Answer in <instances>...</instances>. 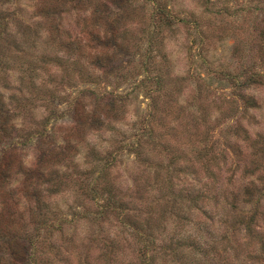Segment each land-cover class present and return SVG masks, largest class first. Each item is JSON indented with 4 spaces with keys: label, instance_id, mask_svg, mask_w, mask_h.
Wrapping results in <instances>:
<instances>
[{
    "label": "rangeland",
    "instance_id": "obj_1",
    "mask_svg": "<svg viewBox=\"0 0 264 264\" xmlns=\"http://www.w3.org/2000/svg\"><path fill=\"white\" fill-rule=\"evenodd\" d=\"M156 3L174 21H155ZM0 113L1 264L23 258L32 232L36 261L69 247L72 264H140L144 248L154 264H264L246 257L261 244L222 222L238 191L240 213L256 197L264 211V0H0ZM186 140L212 152V178L202 162L200 177L185 169L215 190L211 229L162 185L171 172L181 183L171 150ZM100 171L135 228L94 219L80 182Z\"/></svg>",
    "mask_w": 264,
    "mask_h": 264
},
{
    "label": "trees",
    "instance_id": "obj_2",
    "mask_svg": "<svg viewBox=\"0 0 264 264\" xmlns=\"http://www.w3.org/2000/svg\"><path fill=\"white\" fill-rule=\"evenodd\" d=\"M174 18L175 17L171 14L169 10H167V7L165 5L162 6V5H159V3L155 4V7H154V20L155 21L156 20L158 22L163 21L164 23L169 24L170 22L174 21ZM3 115L5 114L0 113V116H3ZM181 143L187 144V147H189L188 152L190 156H188V152L182 151L181 148H178V149L176 148V150H173V149L171 150L174 154L172 155V162H174L177 159L176 163L178 162L180 164V167L177 169L179 173L176 175V178L181 179V183L177 184L169 180L171 178V174L173 173L171 172V173H167V175H164V177L162 178V181L164 182V184L162 185L163 187L167 189V192L173 196V198H171V201L173 203L176 204V201L180 204L183 203L187 207V210H190L193 206H195V208L200 213L204 214L203 217L198 214L201 220V223L204 224L205 227L211 229L214 224L212 221V216L214 215L215 209L217 208L218 203H219V201L217 200L216 194H215V190L214 188H207L206 187L207 183L205 182L202 183L199 181L202 178L196 179L190 173H187L186 170L190 169L192 170L195 177H200V172L198 171L196 166L193 164L194 163L193 161L202 162V165L204 167L206 166L207 168L206 170H207L208 176L205 178H212L210 177L211 175L209 171V163L207 162L212 152L208 154L207 151H204L205 146L195 148L193 144H191L192 142L190 140H186L184 142L182 141ZM136 150H138L137 147H136ZM136 153L138 154L141 153V150L136 151ZM206 154H208V156ZM159 172L160 171L157 172V175L159 174ZM187 174H190L192 178L189 179ZM102 175L104 174L102 171H100L96 176L94 174L91 181L85 182L87 184L80 182V186L82 187L81 189H83V192L86 193L91 198L98 200L97 202L98 209L96 211V214H94V219L96 220V219L104 218V216L112 213L114 215H117V217L120 218L121 220H124V224L126 223L125 220L131 221L130 223L131 226L135 228L136 221L133 220V217L136 215L130 216L131 214H127L126 212H124L127 210V205L124 202L122 203L118 202L117 195H116V191H117L116 185L112 181L110 182L109 180H106L102 187L100 183L96 182L97 178L101 177ZM188 181L190 182L196 181V182L190 183ZM138 183H139L138 181L134 183L135 188L137 187ZM197 183L200 184V188L198 189L197 187H195ZM56 184L62 186L64 184V181L60 178ZM176 187H178V190H175ZM198 192H201V193L198 195L197 194ZM238 192L234 194V196L232 197L233 200L231 201L232 202L231 208L233 209V211L235 210L234 212L230 213L228 210H225L226 212H228V214H226L223 211L225 209V204L220 205V208L223 211V221L222 222L226 225V227H230L232 225L233 226L232 228L234 231L236 230V228L238 230L241 229L239 227V224H241L242 228L246 231V234L248 235L249 240H252L254 243L256 242V243L261 244L258 248L259 249L258 252H256L257 253L256 255L255 253L252 254L251 253L252 251H250L248 252L246 257L247 256L249 258L250 257H258V258L260 257V259L264 261V256H263L264 255V211L259 210L258 208L259 198L256 197V198H253L252 200L253 208L250 210V212L247 213L246 215L240 213L237 209H238L240 202H243V200L239 199V204L235 203L236 199L240 198L241 196L239 195ZM242 193L248 194V197H252L254 191L249 188L244 187ZM209 194H210V197H209ZM235 195H237V197ZM260 206L261 205H259V207ZM161 207H163V204L157 202L155 205L149 207L148 211H150L151 215L154 214L155 216L156 212ZM208 208H213V210L211 212H207ZM41 221L43 223H46L44 216H42ZM187 238L190 241V243H188L189 245H192V247L194 248L196 245L199 246L198 241H196L194 238L190 236H187ZM35 239L36 237L33 235V232H32L27 238L28 250L26 252H23V258L21 259V257H17L18 250L15 248L14 240L13 239L11 240L9 236H7V238L4 237L3 240L5 242L8 241L12 243V249H16V250L7 251L10 255L9 260L11 262L3 263V264H15L16 262H20V264H72V261H73L72 251L70 250L69 247L63 248L66 251H62L60 250L59 247L58 248L56 247V251L53 254L58 255L57 263H55V261L50 262L47 258H43L44 260L40 259L39 261H36V251H37L36 246L37 245L35 244V242L37 241H35ZM182 241H183L182 238L178 240L171 239L170 243L171 244L174 243L177 246H182L181 244ZM102 242L104 243V245L101 247V252L105 257V260L110 259L111 262H114L116 260V248L114 246V241L111 239V240L102 241ZM103 249H105V251H103ZM41 253L45 254L46 252L42 251ZM140 254L142 258V261L140 260V264H154L153 256L147 255V250H145V248L140 250Z\"/></svg>",
    "mask_w": 264,
    "mask_h": 264
}]
</instances>
